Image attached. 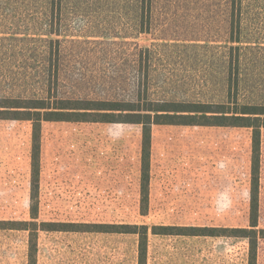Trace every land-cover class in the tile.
<instances>
[{
  "label": "rangeland",
  "instance_id": "1",
  "mask_svg": "<svg viewBox=\"0 0 264 264\" xmlns=\"http://www.w3.org/2000/svg\"><path fill=\"white\" fill-rule=\"evenodd\" d=\"M56 96L264 106V0H0V99ZM252 136L153 125L142 215L140 126L45 123L37 221L147 226V264H248L246 239L152 229L250 228ZM31 148L30 122L0 120L1 222L31 221ZM259 201L264 228V130ZM28 240L0 230V264ZM37 264H139V236L40 231Z\"/></svg>",
  "mask_w": 264,
  "mask_h": 264
},
{
  "label": "trees",
  "instance_id": "2",
  "mask_svg": "<svg viewBox=\"0 0 264 264\" xmlns=\"http://www.w3.org/2000/svg\"><path fill=\"white\" fill-rule=\"evenodd\" d=\"M0 120L28 121L32 124L31 148V221H0V230H22L29 233L28 264H37L38 235L46 232H96L134 234L139 236V264H147L149 228L138 225L39 222L42 131L45 123H105L138 125L142 128V204L140 212L149 210V159L152 126L184 124L248 128L252 136V178L250 228L217 229L201 227H153L156 235L237 237L249 242L248 264H257L258 245L264 240V228H259L261 140L264 130V106L202 105L180 102L123 103L62 99H0ZM183 120V121H179ZM176 232V233H174Z\"/></svg>",
  "mask_w": 264,
  "mask_h": 264
},
{
  "label": "crops",
  "instance_id": "3",
  "mask_svg": "<svg viewBox=\"0 0 264 264\" xmlns=\"http://www.w3.org/2000/svg\"><path fill=\"white\" fill-rule=\"evenodd\" d=\"M232 42H234V43H232ZM235 42H237V41H230L229 42V44L231 45V44H233V45H235ZM238 44V43H237ZM233 45H231V46H233ZM233 48V47H232Z\"/></svg>",
  "mask_w": 264,
  "mask_h": 264
},
{
  "label": "clouds",
  "instance_id": "4",
  "mask_svg": "<svg viewBox=\"0 0 264 264\" xmlns=\"http://www.w3.org/2000/svg\"><path fill=\"white\" fill-rule=\"evenodd\" d=\"M230 202V201H229Z\"/></svg>",
  "mask_w": 264,
  "mask_h": 264
}]
</instances>
